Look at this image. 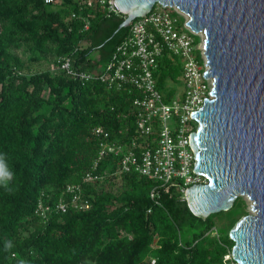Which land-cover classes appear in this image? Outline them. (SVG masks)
I'll list each match as a JSON object with an SVG mask.
<instances>
[{
	"label": "trees",
	"instance_id": "obj_1",
	"mask_svg": "<svg viewBox=\"0 0 264 264\" xmlns=\"http://www.w3.org/2000/svg\"><path fill=\"white\" fill-rule=\"evenodd\" d=\"M123 17L79 0H0V154L14 173L13 191L0 187V264H215L233 245L228 232L248 213L240 196L213 235L215 214L195 216L175 187L118 173L111 156L95 170L106 171L104 181H82L100 149L95 127L119 142L136 135L134 94L95 78L129 33L115 32ZM60 57L95 77L67 74ZM154 78L168 99L180 62L164 54ZM67 184L82 186L89 208L55 210Z\"/></svg>",
	"mask_w": 264,
	"mask_h": 264
},
{
	"label": "water",
	"instance_id": "obj_2",
	"mask_svg": "<svg viewBox=\"0 0 264 264\" xmlns=\"http://www.w3.org/2000/svg\"><path fill=\"white\" fill-rule=\"evenodd\" d=\"M124 15L115 32L152 10L176 7L187 25L204 35L212 98L192 113L195 172L206 183L184 194L197 217L227 211L238 196L250 212L230 228L232 256L240 264H264V0H114Z\"/></svg>",
	"mask_w": 264,
	"mask_h": 264
},
{
	"label": "built area",
	"instance_id": "obj_3",
	"mask_svg": "<svg viewBox=\"0 0 264 264\" xmlns=\"http://www.w3.org/2000/svg\"><path fill=\"white\" fill-rule=\"evenodd\" d=\"M79 4L89 5L92 10L98 7L106 15L121 14L114 0H79ZM162 8L154 6L150 12L130 22L129 33L96 77L91 72L74 68L69 57L59 58L61 69L71 76L85 81L95 77L109 89L134 94L136 135L126 142H119L102 127H95L93 133L98 138L100 149L91 169L83 175L85 183L105 180L106 171L95 170L106 156H111L118 165V173H138L156 181L155 188L173 186L183 197L190 185L207 182L206 176L194 170L196 159L190 145V135L197 127L192 113L202 107L204 98L213 97L210 93L213 79L204 76L209 66L204 53L203 33L194 32L186 23V14L176 7ZM179 17L183 18L182 22H179ZM194 36L199 37V42H194ZM164 54L181 64L180 96L176 92L168 99L158 89L154 78V71ZM155 188L150 193L151 197ZM65 191L68 200H59L54 206L56 211L64 213L69 208L83 210L90 207L89 198L82 193L80 184H67ZM47 210V206L38 203L37 211L41 216L45 217ZM154 262L151 259V264ZM215 264L240 263L234 259L230 249Z\"/></svg>",
	"mask_w": 264,
	"mask_h": 264
},
{
	"label": "clouds",
	"instance_id": "obj_4",
	"mask_svg": "<svg viewBox=\"0 0 264 264\" xmlns=\"http://www.w3.org/2000/svg\"><path fill=\"white\" fill-rule=\"evenodd\" d=\"M14 173L7 163L4 155L0 154V187H3L6 191L12 192L13 189L10 187V182L13 180ZM12 242H5V249H11Z\"/></svg>",
	"mask_w": 264,
	"mask_h": 264
},
{
	"label": "rangeland",
	"instance_id": "obj_5",
	"mask_svg": "<svg viewBox=\"0 0 264 264\" xmlns=\"http://www.w3.org/2000/svg\"><path fill=\"white\" fill-rule=\"evenodd\" d=\"M157 6H159L160 8H162V6H160L159 4H157ZM162 9H164V8H162ZM186 17H187V15H186ZM96 71L97 70H94L93 72H96ZM169 86H171L173 88L175 87V90L177 92L176 94H178L177 96H180L182 81H179L177 84L170 83ZM240 197H242L245 200V202L247 204V212L249 213L250 212V209H249L250 208V204L252 203L251 200H249L246 196H240ZM220 212L213 213V214H215V216H214V222H215L216 227L218 228V229L217 228L216 229L215 228H212V230H213L212 234L213 235H217V231L216 230H219L220 229V230L223 231V229L225 227V220L222 218L224 216L221 215V214H219ZM183 233L185 234V232H183Z\"/></svg>",
	"mask_w": 264,
	"mask_h": 264
},
{
	"label": "bare ground",
	"instance_id": "obj_6",
	"mask_svg": "<svg viewBox=\"0 0 264 264\" xmlns=\"http://www.w3.org/2000/svg\"><path fill=\"white\" fill-rule=\"evenodd\" d=\"M202 33V32H201ZM203 37H204V35H203Z\"/></svg>",
	"mask_w": 264,
	"mask_h": 264
}]
</instances>
